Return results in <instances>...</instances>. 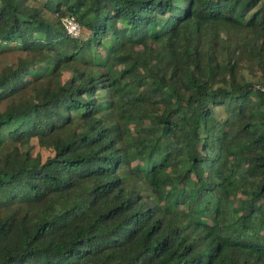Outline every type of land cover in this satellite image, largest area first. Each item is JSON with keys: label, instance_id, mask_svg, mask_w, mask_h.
<instances>
[{"label": "trees", "instance_id": "1", "mask_svg": "<svg viewBox=\"0 0 264 264\" xmlns=\"http://www.w3.org/2000/svg\"><path fill=\"white\" fill-rule=\"evenodd\" d=\"M39 1L0 0V264H264V0Z\"/></svg>", "mask_w": 264, "mask_h": 264}, {"label": "built area", "instance_id": "2", "mask_svg": "<svg viewBox=\"0 0 264 264\" xmlns=\"http://www.w3.org/2000/svg\"><path fill=\"white\" fill-rule=\"evenodd\" d=\"M64 25L67 31L73 37H80L82 35V28L75 15H67L63 18Z\"/></svg>", "mask_w": 264, "mask_h": 264}, {"label": "rangeland", "instance_id": "3", "mask_svg": "<svg viewBox=\"0 0 264 264\" xmlns=\"http://www.w3.org/2000/svg\"><path fill=\"white\" fill-rule=\"evenodd\" d=\"M39 2H40V1L37 0V3H39ZM36 149H41L45 154H46L47 152H49V151H47L46 149H42V148H40L39 146H37Z\"/></svg>", "mask_w": 264, "mask_h": 264}]
</instances>
